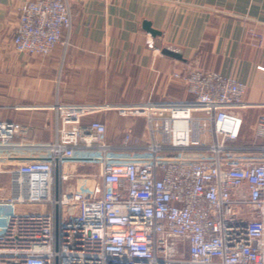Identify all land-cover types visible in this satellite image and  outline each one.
Wrapping results in <instances>:
<instances>
[{
    "label": "built area",
    "instance_id": "2783aa9c",
    "mask_svg": "<svg viewBox=\"0 0 264 264\" xmlns=\"http://www.w3.org/2000/svg\"><path fill=\"white\" fill-rule=\"evenodd\" d=\"M16 52L49 55L72 26L68 0H25ZM262 50L264 31L247 28ZM190 98L119 106L146 118L147 137L119 145L104 106L56 102V137L0 120V264H264V114L244 137L247 84L201 68L176 71ZM21 136L23 141L16 142ZM17 159L16 162H12ZM4 161V162H3ZM68 162L96 165L71 188ZM68 183V184H66Z\"/></svg>",
    "mask_w": 264,
    "mask_h": 264
},
{
    "label": "crops",
    "instance_id": "0c3cea01",
    "mask_svg": "<svg viewBox=\"0 0 264 264\" xmlns=\"http://www.w3.org/2000/svg\"><path fill=\"white\" fill-rule=\"evenodd\" d=\"M23 1L0 0V120L28 126L25 140L31 144L55 140L56 102L108 105L89 118L107 124L109 143L119 145L129 125L139 136L118 107L190 98L184 82L172 76L188 68L231 75L247 84L246 102H264V56L246 37L250 26L264 31V0H68L72 26L62 35L67 44L46 56L13 47ZM144 21L159 34L147 31ZM162 47L182 59L163 54ZM261 109L242 110L244 137ZM8 183L9 174L0 173V184Z\"/></svg>",
    "mask_w": 264,
    "mask_h": 264
},
{
    "label": "rangeland",
    "instance_id": "374dc122",
    "mask_svg": "<svg viewBox=\"0 0 264 264\" xmlns=\"http://www.w3.org/2000/svg\"><path fill=\"white\" fill-rule=\"evenodd\" d=\"M61 103H75V102H61ZM117 111L119 112V110H117ZM257 112H259L260 114H264V108H263V110L261 109ZM241 113L243 114V111H241ZM122 116H124L126 118L128 123L130 122L136 126L137 133L140 137H142V138L147 137V126H146L145 116L132 115L131 113H127L126 115H122ZM252 116H253V114H251V117ZM253 118H255V116ZM96 119H98V118H96ZM253 127H254V124L252 125V127L246 128V130H248V132H249L252 130ZM68 167H70L68 169H70L71 171L74 170L73 172L75 174V176L68 183L75 184V185L78 183H82L85 180H87L89 182L93 181L94 176L98 173V167L96 165H87V164L83 165L82 164V165L76 166V165H74V163L68 162ZM68 183H66V184H68Z\"/></svg>",
    "mask_w": 264,
    "mask_h": 264
},
{
    "label": "water",
    "instance_id": "95a60500",
    "mask_svg": "<svg viewBox=\"0 0 264 264\" xmlns=\"http://www.w3.org/2000/svg\"><path fill=\"white\" fill-rule=\"evenodd\" d=\"M143 26H144V28L147 31L151 32L153 36H156V35L159 34V31L158 30H156V29H154V28L151 27V24H150L149 21H144ZM161 50H162V53L163 54H166L168 56H172L174 58L182 59L181 53L178 52V51H175V50L171 49L170 47H162Z\"/></svg>",
    "mask_w": 264,
    "mask_h": 264
},
{
    "label": "bare ground",
    "instance_id": "6f19581e",
    "mask_svg": "<svg viewBox=\"0 0 264 264\" xmlns=\"http://www.w3.org/2000/svg\"><path fill=\"white\" fill-rule=\"evenodd\" d=\"M98 106H104L105 108H107V107H108V105H98Z\"/></svg>",
    "mask_w": 264,
    "mask_h": 264
}]
</instances>
